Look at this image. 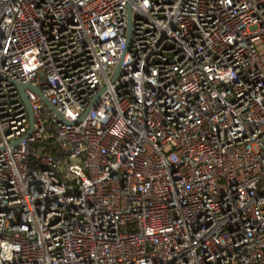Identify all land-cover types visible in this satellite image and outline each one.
<instances>
[{
  "label": "built area",
  "instance_id": "built-area-1",
  "mask_svg": "<svg viewBox=\"0 0 264 264\" xmlns=\"http://www.w3.org/2000/svg\"><path fill=\"white\" fill-rule=\"evenodd\" d=\"M0 264H264V0H0Z\"/></svg>",
  "mask_w": 264,
  "mask_h": 264
},
{
  "label": "trees",
  "instance_id": "trees-1",
  "mask_svg": "<svg viewBox=\"0 0 264 264\" xmlns=\"http://www.w3.org/2000/svg\"><path fill=\"white\" fill-rule=\"evenodd\" d=\"M32 149L31 166L33 167L35 161V154L37 152L46 153L55 159H65L66 154L61 145L52 137L47 138L43 143H33L30 145Z\"/></svg>",
  "mask_w": 264,
  "mask_h": 264
},
{
  "label": "water",
  "instance_id": "water-1",
  "mask_svg": "<svg viewBox=\"0 0 264 264\" xmlns=\"http://www.w3.org/2000/svg\"><path fill=\"white\" fill-rule=\"evenodd\" d=\"M130 40H131V17H130V15H129L128 43L130 42ZM119 69H120V66H119ZM20 88H21V91H22L23 99H24V101H25V103H26V105H27V108H28V110H29V114H30L31 122L33 123V111H32V108H31V106H30V104H29V101H28L26 95L24 94V90H25L26 88H30V89L34 90L35 92H37V93L40 94V95H41V92H40V90H39L37 87L32 86V85H24V84H21V85H20Z\"/></svg>",
  "mask_w": 264,
  "mask_h": 264
}]
</instances>
